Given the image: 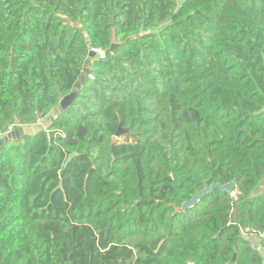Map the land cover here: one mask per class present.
I'll return each instance as SVG.
<instances>
[{"label": "trees", "instance_id": "16d2710c", "mask_svg": "<svg viewBox=\"0 0 264 264\" xmlns=\"http://www.w3.org/2000/svg\"><path fill=\"white\" fill-rule=\"evenodd\" d=\"M73 91L0 147V264H264V0H0V135Z\"/></svg>", "mask_w": 264, "mask_h": 264}, {"label": "water", "instance_id": "95a60500", "mask_svg": "<svg viewBox=\"0 0 264 264\" xmlns=\"http://www.w3.org/2000/svg\"><path fill=\"white\" fill-rule=\"evenodd\" d=\"M140 36V34L136 35V37ZM134 39V37H131L126 40L128 42L129 40ZM85 42L88 46V59L84 61V64L82 66V73L80 76L79 83L75 85V88L78 89L81 84H83L86 80V76L89 72L90 68V59H94L95 55L94 53L90 50V44L89 40L86 37ZM119 45L113 44L107 51L106 53H110L114 51L116 48H118ZM76 96V91L71 92L69 95L63 97L58 106L54 108L46 117L41 119L35 124L32 125H26V126H18L14 127L12 130L8 131L7 133L1 134L0 135V147L4 145L6 142L11 141V140H17L22 138L23 136H34L37 133H40L42 131H46L51 123L59 116V114L66 109L68 106L71 105L73 102L74 98ZM128 133L127 129H122L121 125L118 126L116 130V137H119L122 134ZM236 186V180L231 181L230 183L226 185H220V184H212L210 186L205 185L202 190H200L198 193L193 195L191 199L187 202H184L180 209L177 211L183 212L186 209H190L193 206H195L201 198H203L205 195L212 193L214 190H219L224 193L232 194L234 188Z\"/></svg>", "mask_w": 264, "mask_h": 264}, {"label": "built area", "instance_id": "2783aa9c", "mask_svg": "<svg viewBox=\"0 0 264 264\" xmlns=\"http://www.w3.org/2000/svg\"><path fill=\"white\" fill-rule=\"evenodd\" d=\"M90 50L94 53L95 57H98L99 59H103L104 56H105V53L103 51H101L100 49H98V48L90 47ZM89 78H92V77L89 76Z\"/></svg>", "mask_w": 264, "mask_h": 264}, {"label": "crops", "instance_id": "0c3cea01", "mask_svg": "<svg viewBox=\"0 0 264 264\" xmlns=\"http://www.w3.org/2000/svg\"><path fill=\"white\" fill-rule=\"evenodd\" d=\"M262 240H261V242H260V246H261V248H262V250L264 251V235H262ZM264 253V252H263Z\"/></svg>", "mask_w": 264, "mask_h": 264}]
</instances>
